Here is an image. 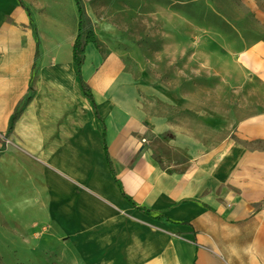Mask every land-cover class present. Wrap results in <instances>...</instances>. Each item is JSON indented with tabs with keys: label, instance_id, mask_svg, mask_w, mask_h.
<instances>
[{
	"label": "rangeland",
	"instance_id": "rangeland-1",
	"mask_svg": "<svg viewBox=\"0 0 264 264\" xmlns=\"http://www.w3.org/2000/svg\"><path fill=\"white\" fill-rule=\"evenodd\" d=\"M20 2L39 42L33 73L73 64L78 31L91 33L100 64H120L171 122L147 153L210 207L205 237L264 261V0H79L81 17L74 0ZM42 171L0 129V264H81L39 217Z\"/></svg>",
	"mask_w": 264,
	"mask_h": 264
},
{
	"label": "crops",
	"instance_id": "crops-1",
	"mask_svg": "<svg viewBox=\"0 0 264 264\" xmlns=\"http://www.w3.org/2000/svg\"><path fill=\"white\" fill-rule=\"evenodd\" d=\"M91 45L84 46L81 75L102 121L74 64L43 61L33 73L29 16L20 0H0V129L11 128L27 161L43 167L39 217L68 239L81 264H264L225 239L205 237L210 207L187 198L196 196L188 179L165 174L147 153L171 122L148 109L140 83L119 76L120 64H100Z\"/></svg>",
	"mask_w": 264,
	"mask_h": 264
},
{
	"label": "trees",
	"instance_id": "trees-1",
	"mask_svg": "<svg viewBox=\"0 0 264 264\" xmlns=\"http://www.w3.org/2000/svg\"><path fill=\"white\" fill-rule=\"evenodd\" d=\"M74 1L76 3V6H77V10H78L79 17H81V15H82V9H81V6L79 4V0H74ZM35 38H36V41H37V50H38V43L39 42H38V38L36 36H35ZM94 42H95L94 36L91 33H89V34H87V36H86V38L84 40V43H81V41H80V33L78 31V34H77V36H76V38H75V40L73 42V45H72V61H73V64L76 66L77 77L79 79V82H80V85H81L83 94L93 104V108H94L96 117L100 121H102V119L99 116V113H98V109L96 107V104L94 102V98H93V95L91 93V89H90L89 85L87 84V82L84 81V79L82 78V75H81V66H82L83 60H84V58H83L84 46L87 43L94 44ZM15 117H16V115H14V117L12 118L11 125L13 124ZM103 150H104V154H105V157H106V160H107V164H108L110 173L113 176V178H114L115 182L117 183L118 187L120 188V183H119V181L115 177V172H114L113 167H112V164H111V160H110L109 153H108V149H107L106 138H105L104 135H103ZM127 200L129 202H131V200L129 198H127Z\"/></svg>",
	"mask_w": 264,
	"mask_h": 264
}]
</instances>
